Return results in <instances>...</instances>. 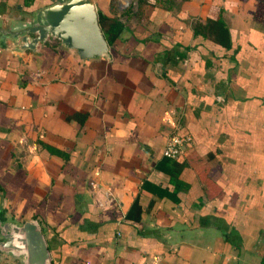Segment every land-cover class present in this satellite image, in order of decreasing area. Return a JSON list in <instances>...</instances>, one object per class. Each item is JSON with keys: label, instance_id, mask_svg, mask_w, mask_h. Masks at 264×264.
Wrapping results in <instances>:
<instances>
[{"label": "crops", "instance_id": "crops-1", "mask_svg": "<svg viewBox=\"0 0 264 264\" xmlns=\"http://www.w3.org/2000/svg\"><path fill=\"white\" fill-rule=\"evenodd\" d=\"M52 1L0 0V222L37 221L50 264L258 263L264 0H90L122 28L88 58L9 35Z\"/></svg>", "mask_w": 264, "mask_h": 264}, {"label": "water", "instance_id": "water-1", "mask_svg": "<svg viewBox=\"0 0 264 264\" xmlns=\"http://www.w3.org/2000/svg\"><path fill=\"white\" fill-rule=\"evenodd\" d=\"M7 31L20 41L21 48L32 49L51 35L80 58L107 54L108 44L90 0H53L35 9L29 18L12 19ZM0 249L22 256V264L51 263L41 227L34 219L20 224L0 222Z\"/></svg>", "mask_w": 264, "mask_h": 264}, {"label": "trees", "instance_id": "trees-1", "mask_svg": "<svg viewBox=\"0 0 264 264\" xmlns=\"http://www.w3.org/2000/svg\"><path fill=\"white\" fill-rule=\"evenodd\" d=\"M32 0H23L24 6H29ZM49 3V2H48ZM97 18L100 29L107 41L108 45H112L122 28V22L115 16L102 13L97 10ZM165 157V156H164ZM168 158V157H167ZM256 264H264V255Z\"/></svg>", "mask_w": 264, "mask_h": 264}, {"label": "built area", "instance_id": "built-area-1", "mask_svg": "<svg viewBox=\"0 0 264 264\" xmlns=\"http://www.w3.org/2000/svg\"><path fill=\"white\" fill-rule=\"evenodd\" d=\"M179 123L176 122L172 125L167 134L165 144L162 149V155L168 158H175L183 149V144L187 141L188 137L179 133Z\"/></svg>", "mask_w": 264, "mask_h": 264}, {"label": "rangeland", "instance_id": "rangeland-1", "mask_svg": "<svg viewBox=\"0 0 264 264\" xmlns=\"http://www.w3.org/2000/svg\"><path fill=\"white\" fill-rule=\"evenodd\" d=\"M127 4H128V2H127ZM121 5H122V2H121ZM123 5H125V4H123ZM47 36H48V35H47ZM55 38H56V37H55ZM56 40H57V41H59V39H58V38H56Z\"/></svg>", "mask_w": 264, "mask_h": 264}]
</instances>
